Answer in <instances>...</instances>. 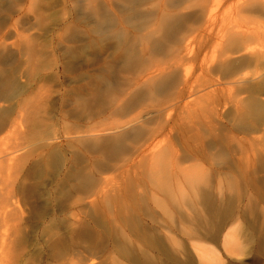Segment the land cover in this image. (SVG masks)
<instances>
[{
	"label": "rangeland",
	"instance_id": "374dc122",
	"mask_svg": "<svg viewBox=\"0 0 264 264\" xmlns=\"http://www.w3.org/2000/svg\"><path fill=\"white\" fill-rule=\"evenodd\" d=\"M199 2H183L176 13L190 17L172 16L169 29L149 32L144 43L131 28L118 36L130 14L126 1L0 0V123L7 124H0V264H106L108 253L118 256L110 225L131 239L148 229L154 245L165 244L167 257L183 264L188 254L196 260L188 242L213 233L208 225L224 232L238 227L242 254L209 243L222 264H264V0L207 1L215 14L209 33ZM91 10L107 13L105 22L103 14L97 20L112 23L109 32L94 30ZM242 59L250 60L238 69ZM226 64L236 68L232 75L223 73ZM101 123L144 133L123 147H106L101 143L112 140L113 130L84 133ZM151 149L162 158L154 168ZM91 180L102 182L103 194L93 195L94 187L85 195L82 185ZM154 180L173 192L159 191ZM191 181L219 195L222 216L201 205L174 207L169 200L191 192ZM14 208L20 218L11 222L7 211ZM149 247L145 255L136 248L139 264H167Z\"/></svg>",
	"mask_w": 264,
	"mask_h": 264
},
{
	"label": "bare ground",
	"instance_id": "6f19581e",
	"mask_svg": "<svg viewBox=\"0 0 264 264\" xmlns=\"http://www.w3.org/2000/svg\"><path fill=\"white\" fill-rule=\"evenodd\" d=\"M123 1H126V5H127V8H131V10L129 9H125V10H127V11H125L124 9V12H126V13H124V14H127V13H130V14H128V18L126 19L127 20V23H126V21L124 20V22H122V24H121V26L123 25V23H125L121 28H120V31H118V36L120 37L122 34L124 35V33H125V31L127 30V28L129 29V28H131L132 29V31L134 32V35H135V37L136 36H138V35H140V40H139V42H144L147 38H149L150 37V33H157L158 31H162V30H165V27L166 26H168L169 25V22H168V20L170 19L171 20V17L172 16H178V17H181V18H189L190 16H189V13H184V14H181V15H177V13H176V11H178V10H180L181 8H180V5L183 3V2H185L186 0H173V2H171V0H169L170 2H167L166 0H156V2H157V6H155L154 5V7H152V8H145L144 6L147 4V2L148 3H150L152 0H122V2ZM201 1V3L199 4H197L199 7H200V13H201V15L202 16H204V20H202L203 22H204V25L206 24V26H203L204 27V29H205V31H207V33H209L211 30V26L213 25V24H215V14H213L212 13V9L211 10H208V8H207V1H209V0H200ZM109 2V1H108ZM108 2L106 1V3L108 4ZM116 2V1H115ZM214 2V1H213ZM101 3H102V1H101ZM100 3V4H101ZM111 3V2H110ZM109 3V4H110ZM118 3V2H117ZM209 3V2H208ZM212 3V2H211ZM76 4V3H75ZM88 4V3H87ZM107 4H105V6H107ZM108 4V5H109ZM114 4V3H113ZM214 5H215V3H213ZM93 5V4H92ZM112 5V4H111ZM110 5V6H111ZM125 5V4H124ZM125 5V6H126ZM141 5H142V7H144V8H142L141 7ZM148 5V4H147ZM150 5V4H149ZM212 5V4H211ZM94 6H96V5H94ZM116 6V5H115ZM210 6V5H209ZM90 7V6H89ZM93 7V6H92ZM98 7V6H97ZM118 7V6H117ZM189 7H191V6H188V7H186V9L187 8H189ZM198 7V8H199ZM213 7V6H212ZM215 7V6H214ZM88 8V7H87ZM107 8V7H106ZM105 8V9H106ZM110 8V10H112L111 9V7H109ZM113 8V7H112ZM116 8V7H115ZM123 8H125L124 6H123ZM179 8V9H178ZM192 8V7H191ZM197 8V9H198ZM82 9V8H81ZM104 9V10H105ZM114 9V8H113ZM120 9L122 10V8L120 7ZM146 9V10H145ZM177 9V10H176ZM89 10H90V8H89ZM95 10V9H94ZM94 10H91L90 12H92L91 13V20L92 21H94L95 22V26H96V28L94 29V30H97V31H99V30H101L100 32H102V33H107L106 31H108V29L111 27L112 28V26H111V24L109 25V23L107 22V23H103V24H99L102 20H104V18H106V14H103V10H102V13H98L97 11L95 12ZM109 10V12H112V11H110ZM118 10V11H117ZM117 10H116V12H120V10H119V7L117 8ZM115 11V10H114ZM191 11V10H190ZM104 12H107V10L106 11H104ZM214 12V11H213ZM114 12H112L111 14L114 16L115 14H113ZM89 14V13H88ZM100 14H103L102 16H103V18H102V20L100 21L99 19L101 18H98V16L100 15ZM110 14V15H111ZM98 15V16H97ZM129 15L131 16V17H129ZM200 15V14H199ZM122 16L123 15H121V18H122ZM90 17V16H89ZM112 17V16H111ZM109 18V17H108ZM107 18V19H108ZM113 18V17H112ZM120 18V19H121ZM124 18V17H123ZM79 19V18H78ZM100 21H98V20ZM106 19V20H107ZM119 19V18H118ZM119 19V20H120ZM80 20V19H79ZM106 20H104L103 22H105ZM110 20H112L113 22L115 21L117 24L119 23V22H117L118 20L117 19H110ZM109 20V21H110ZM117 20V21H116ZM169 20V21H170ZM200 20V19H199ZM79 22V21H78ZM86 22V21H85ZM93 22V23H94ZM99 22V23H98ZM167 23H168V25H167ZM98 25V26H97ZM125 25H127V26H125ZM180 25V24H179ZM201 25H203V24H201ZM94 26V27H95ZM114 26V25H113ZM181 26V25H180ZM193 26V25H192ZM84 27V26H83ZM87 27V26H86ZM94 27H92V28H94ZM115 27V26H114ZM117 27V26H116ZM120 27V26H119ZM175 27V26H174ZM179 27V26H178ZM189 27V26H188ZM200 27V26H199ZM202 27V26H201ZM216 27V26H215ZM88 28V27H87ZM90 28V27H89ZM110 28V29H111ZM167 29H169V27H166ZM187 28V27H186ZM190 28V27H189ZM198 28V27H197ZM188 29V28H187ZM199 29V28H198ZM198 29H196V31H201V28H200V30H198ZM204 29L202 28V31H204ZM94 30H93V32H94ZM114 30V29H113ZM183 30V29H182ZM191 30V29H190ZM104 31V32H103ZM115 31V30H114ZM113 31V32H114ZM144 31H148V33H149V35H145V34H143L142 32H144ZM91 32V31H90ZM99 32V33H100ZM109 32V31H108ZM124 32V33H123ZM187 32H189V30L187 31ZM193 32H194V30H193ZM192 32V33H193ZM216 32V31H215ZM98 33V34H99ZM183 33V32H182ZM191 33V32H190ZM197 33V32H196ZM195 33V34H196ZM200 33V32H199ZM95 35V34H94ZM105 35V34H104ZM127 35V34H126ZM191 35V34H190ZM199 35V34H198ZM201 35V34H200ZM237 35V34H236ZM108 36V35H107ZM106 36V37H107ZM114 36V35H113ZM193 36V35H192ZM76 37H78V36H76ZM97 37V36H96ZM122 37V36H121ZM134 38V37H133ZM137 38V37H136ZM135 38V39H136ZM119 40H120V38H118ZM125 39H126V37H125ZM239 39H241L240 41H243V38L242 37H239ZM103 40V39H102ZM118 40V41H119ZM127 40V39H126ZM98 41V40H97ZM123 41V40H122ZM239 40H237V39H233V43H235V44H237L238 42H240ZM180 42V41H179ZM182 42H183V40H182ZM244 42V41H243ZM129 43V42H128ZM145 43V42H144ZM147 43V42H146ZM185 43H187V42H185ZM234 44V45H235ZM241 44H242V42H241ZM140 45V44H139ZM245 46H246V43L244 44ZM188 46H190L189 45V43H187V44H185V50H187V47ZM242 46V45H241ZM143 47V46H142ZM191 48V47H190ZM101 49V48H100ZM247 49V48H246ZM189 50V49H188ZM143 51V50H142ZM190 51V50H189ZM128 53V52H127ZM260 56V55H259ZM262 56V55H261ZM144 57V56H143ZM258 57V56H257ZM248 58H250V57H248ZM253 59V58H252ZM250 60V59H249ZM249 60H246V59H242V60H240V61H238L237 63H240V64H238V65H240L239 67H238V69H241L242 68V66H244L245 65V63H248L249 62ZM254 60V59H253ZM231 63V62H230ZM231 65V64H230ZM232 65H233V63H232ZM237 65V64H236ZM225 67H226V69L224 68V71H223V73L224 74H228V75H232L235 71L234 70H236V68H234V69H232L233 67H229V66H227V64L225 65ZM225 76H227V75H225ZM229 77V76H228ZM152 79V78H151ZM232 79V78H231ZM1 80V79H0ZM224 80H225V78H224ZM230 80V79H229ZM2 83V82H1ZM260 84V83H259ZM10 85V84H9ZM3 86V85H2ZM6 86V85H5ZM7 87V86H6ZM17 87V86H16ZM19 87V86H18ZM21 87V86H20ZM156 87H160L159 85L158 86H156ZM257 87V86H256ZM249 88L250 87H248V90H249ZM255 88V87H254ZM6 89V88H5ZM10 89V88H9ZM22 89V88H21ZM152 89V88H151ZM257 89V88H256ZM12 90V89H11ZM17 90H18V88H17ZM24 90V89H23ZM22 90V91H23ZM154 90H156V88L154 89ZM258 90H260V89H258ZM263 90V89H262ZM13 91V90H12ZM152 90H150V92H151ZM251 91H253V90H251ZM1 92V91H0ZM14 92V91H13ZM13 94V93H12ZM14 95V94H13ZM0 99H1V97H0ZM4 99V98H3ZM2 99V100H3ZM6 99V98H5ZM73 104V103H72ZM117 104V103H116ZM122 105H119V104H117L116 105V110L115 111H122V107H121ZM115 107V106H114ZM7 112H8V110H7ZM125 112V111H124ZM3 113V112H2ZM117 114H119V112L117 113ZM3 117V116H2ZM4 118V117H3ZM1 119V118H0ZM0 124H2V127L1 128H3V126H6L5 124H4V121H3V119H2V123H0ZM9 125V124H8ZM101 125H102V123L101 124H99L97 127H93V128H89V129H85L86 131H84V133L85 132H95V131H97V132H102V131H109V130H113V134H115L116 133V135L114 136V137H111V139L112 140H107V141H103L101 144H102V146H108V145H112V143H113V147H114V145H115V147L116 146H121V147H123L124 145H125V143L126 142H128V141H130V142H135L136 141V139H137V137L138 136H140L141 134H143L144 133V131H143V129L141 128V127H138V128H132V130H134V131H136V132H134V133H129L127 130H118V131H115L116 129H120V125L119 124H117V125H114V126H111V127H106L104 124H103V126L101 127ZM101 127V128H100ZM1 130V129H0ZM130 130V129H129ZM119 132V133H118ZM143 132V133H142ZM101 139V138H100ZM98 141V140H97ZM86 142V141H85ZM93 142V141H92ZM94 142H96V141H94ZM83 144V143H82ZM92 144V143H91ZM92 148V146L91 147H89V149L88 150H90ZM120 148V147H119ZM80 151V150H79ZM144 150L142 149L140 152H143ZM158 151L159 150H156V149H151L150 151H149V153H148V156H149V164L151 165V167H153L154 168V166H152L153 164L154 165H156V164H160V160L162 159L161 157H160V153H158ZM52 152H54V151H52ZM58 152V151H57ZM115 152V151H114ZM122 152V151H121ZM59 153V152H58ZM55 154V153H54ZM62 154V153H61ZM55 156V155H54ZM138 156H140V158H142L143 157V153L141 154H138ZM61 160V159H60ZM63 162V161H62ZM139 162H141V160H139ZM61 163V162H60ZM149 165V166H150ZM153 168L151 169V170H153ZM162 170V168L161 169H159V171H161ZM98 171V170H97ZM158 173H159V171H158V169L156 170ZM155 171V172H156ZM187 171H190V170H187ZM153 172V171H152ZM154 172V173H155ZM151 173V171L149 172V173H147L148 175ZM162 173H164L163 171H162ZM161 173V174H162ZM185 173L186 174H188V175H190V172L189 173H187L186 171H185ZM146 174V176H148ZM185 174V175H186ZM150 176V175H149ZM166 176H167V174H166ZM163 177V176H162ZM79 178V177H78ZM148 178V177H147ZM150 178H151V176H150ZM149 178V179H150ZM154 179H156V178H158V177H153ZM193 178V177H192ZM196 178V177H195ZM95 179V178H94ZM148 179V180H149ZM188 178H187V176H185V181L187 180ZM90 180V179H89ZM150 180H152V179H150ZM157 180V179H156ZM159 180V179H158ZM157 180V181H158ZM157 181L155 182V180H154V183H155V185H157L158 183H157ZM151 182V184L153 183L152 181H150ZM160 182V181H159ZM167 182V181H166ZM169 183V182H168ZM100 185L102 184V182H100L99 183ZM98 184V186L96 185V183L94 182V180H91V181H88L87 183H85L84 185H82V188H86V189H88L87 191H85L86 189H84V192H85V195L87 194V196L89 195L88 193H89V191L91 190H93L94 189V187H96L93 191H94V193H93V195H95V193H96V191H99V192H101L102 194H103V192L105 191H103V187H100V185ZM159 184H161L162 185V183H159ZM158 184V185H159ZM156 186V189H158L159 190V187L160 186ZM171 185V184H170ZM195 182L194 181H191V182H189V188H190V191L191 192H184V193H180V194H176L177 196H173L174 197V200H173V197H172V199H170L169 201L171 202H173L174 203V207H176V205L177 206H181L182 208L183 207H185V208H187L188 210H191V211H196V206L197 205H201L203 208H206L205 210L207 211V212H209V214L210 215H212V214H214L215 212L217 213V217H220V216H222L223 215V213H221L222 211H220L221 210V206H222V204L220 203V201H219V195L217 196V195H215V194H213L212 192H213V190L210 192V189L208 190V189H203V188H199V185H195ZM191 186H193V187H191ZM99 187V188H98ZM155 187V186H154ZM158 187V188H157ZM66 188V187H65ZM109 188V187H108ZM113 188V187H112ZM165 187H162L161 189L163 190ZM96 189H98V190H96ZM109 189H111V188H109ZM130 189H131V187H130ZM160 189V190H161ZM165 189H168L167 191H169V192H173L170 188H165ZM174 189V188H173ZM74 190V189H73ZM128 190H129V188H128ZM159 190V191H160ZM176 189H174V191H175ZM156 191V190H155ZM159 191H157V192H159ZM167 191H165L164 190V192H161V193H164V195H167V193H165V192H167ZM178 191V190H177ZM83 192V193H84ZM88 192V193H87ZM99 192H97L96 194H99ZM151 194H148V195H152L153 193L152 192H150ZM130 194V193H129ZM156 194V193H155ZM84 195V194H83ZM85 195H84V197H85ZM120 195V194H119ZM132 195V194H131ZM147 195V196H148ZM128 196V195H127ZM153 196L154 195H152V197H149L150 199L152 198V201H150V202H154L155 200H157V199H155L156 198V196L153 198ZM169 197H170V195H168ZM193 196H194V198H193ZM89 197V196H88ZM92 197V193L90 194V198ZM129 197H131V196H129ZM128 197V198H129ZM1 202H3V196L1 195ZM90 198H89V200H90ZM132 198V197H131ZM175 198H177V199H175ZM70 199V198H69ZM88 199V198H87ZM85 200V199H84ZM131 200H133V199H131ZM130 200V201H131ZM142 200H143V198H142ZM218 200V201H217ZM85 201H87V200H85ZM93 201V200H92ZM92 201H89L90 203H88V201L86 202L87 204H90L91 205V203H94V201L92 202ZM124 201V200H123ZM146 201H147V197H146ZM168 201V202H169ZM9 202V201H8ZM166 202V201H165ZM171 202V203H172ZM143 203L145 204L146 202H145V199H144V201H143ZM142 203V204H143ZM148 203V202H147ZM156 203H157V205H158V207H160V205L161 204H165V203H162V202H158V201H156ZM156 203H154L155 204V206H156ZM172 203V204H173ZM0 204H4V203H0ZM48 204V203H47ZM133 204V203H132ZM153 204V205H154ZM160 204V205H159ZM168 204V203H167ZM136 205H137V203H136ZM163 206V205H162ZM173 206V205H172ZM179 206V207H180ZM1 207H3V205H0V209H1ZM5 207V206H4ZM56 208V207H55ZM163 208H165L164 210H166V208H167V205H166V207H163ZM172 208V207H171ZM168 209V208H167ZM178 209H180V208H178ZM146 210H148V209H146ZM163 210V211H164ZM177 210V209H176ZM162 211V212H163ZM2 212H5L4 213V215L3 216H1L3 219L2 220H8L7 218H8V216H6L7 214H10V217L9 218H11L9 221H15L16 222V220L18 219V218H20L19 216V213L15 210V208L14 209H12V210H9V211H7V214H6V211H4V209H3V211ZM181 212V211H180ZM182 213V212H181ZM215 213V214H216ZM0 214H1V212H0ZM149 214H150V216H149V218H150V221L151 222H154L153 221V216H152V214L149 212ZM184 214V213H183ZM185 216H186V213L184 214ZM187 215H189V214H187ZM17 216H18V218H17ZM182 215H180V217H181ZM176 217H178V216H176ZM179 218V217H178ZM191 218V217H190ZM184 219H186V218H184ZM187 219H188V217H187ZM202 218H201V216L199 217V216H195V219H193V220H195L196 222H199V224L200 223H202L203 224V221H205V220H201ZM181 220H183V218L181 219ZM135 221V220H134ZM156 221V220H155ZM187 221V220H186ZM133 222V221H132ZM181 222V221H180ZM184 222H185V220H184ZM183 221H182V223H184ZM0 223H1V221H0ZM153 224V223H152ZM155 224H158L157 222H155ZM208 224V222H206V225ZM2 225V224H1ZM111 227H110V229L111 230H107L108 232H109V234L108 235H110V238L112 239V241H114L115 242V244H117V249H115V251H114V253H117V258H114L113 256H111V253H106L107 254V259H106V264H139L140 262L142 263V261H141V259H139V257H138V259H137V256H136V254H135V251H136V248H137V250L138 249H140V250H142L141 252H143V254L145 255V254H147V253H149V249H150V247L147 249V247L150 245V246H152V247H155L154 249L157 251V250H159V252L161 253V255H163L165 258H166V262H167V264H183L182 262H180L181 260H178V259H176V258H174V257H167V256H170V254H172L171 252L172 251H170V249H168V248H165V244L164 245H162V244H160L159 246H155L154 245V243H155V241L157 240L156 239V235L155 234H150V233H148L147 231H148V229H147V231H143V232H141V235H142V237L140 238V239H131V235H127L124 231L125 230H123L120 226H116V225H110ZM137 226V225H136ZM135 226V227H136ZM209 226V228H211V229H214L213 230V233L211 232V231H209V230H207V231H204L203 233H201V235H199V237L197 238V236H196V238H194V240L192 239V240H189V242L188 243H190L189 245V247H191L190 249H192V252H190V253H192V254H194V256H195V258H196V260H194V258L192 257V255L190 254H188L187 255V257H186V263L187 264H222V260H221V258H220V256H219V254H218V252H217V250L211 245V244H209V243H220V245H221V247L227 252V253H229V254H234V255H240V254H242L241 252H242V246L240 245V243L238 242L239 240H238V238L236 237V231H237V229H239L238 227H235V228H229L228 230H229V232H224V230H225V228L222 226V225H216L215 227H213V226H210V225H208ZM128 227V226H127ZM156 228H157V226H155ZM129 228H130V226H129ZM146 228V227H145ZM148 228V227H147ZM203 230H206V226H204V224H203ZM150 229V228H149ZM154 229V228H153ZM155 230V229H154ZM107 232V233H108ZM139 234V233H138ZM137 234V235H138ZM159 235V234H158ZM132 236H133V234H132ZM108 237V236H107ZM138 237V236H137ZM139 237H140V235H139ZM110 239V240H111ZM159 240V239H158ZM163 240V239H162ZM172 240V239H171ZM264 239H262V243H264V241H263ZM137 243H136V242ZM173 241V240H172ZM163 242V241H162ZM165 242V241H164ZM175 242V241H174ZM177 242V241H176ZM141 243V244H140ZM145 243H148L149 245L147 246ZM173 243V242H172ZM110 244H112V243H110ZM159 244V243H158ZM168 245V244H167ZM172 245V244H171ZM175 245V243L172 245V247ZM54 246L55 245H53V247H51V248H53L54 249ZM107 246H108V244H107ZM111 246V245H110ZM115 246V245H114ZM177 246H178V244H177ZM112 247H113V245H112ZM116 247V246H115ZM176 246H174V248H175ZM111 248V247H110ZM110 248H106L107 250L108 249H110ZM152 249V248H151ZM173 250V249H172ZM153 251V250H152ZM191 251V250H190ZM108 252V251H107ZM110 252H111V250H110ZM138 252V251H137ZM155 252V251H154ZM150 253H151V251H150ZM113 254V253H112ZM142 254V253H141ZM143 254H142V256H143ZM109 255V256H108ZM3 257V256H2ZM145 257V256H144ZM6 258V257H5ZM106 258V257H105ZM4 259V258H3ZM151 261V260H150ZM149 261V262H150ZM159 261V260H158ZM169 261V262H168ZM144 262V261H143ZM83 264V263H82ZM149 264H151V263H149Z\"/></svg>",
	"mask_w": 264,
	"mask_h": 264
}]
</instances>
